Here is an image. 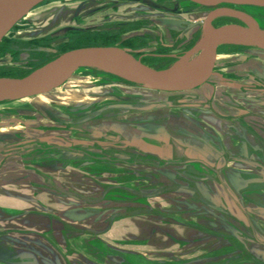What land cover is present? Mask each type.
<instances>
[{
  "label": "rangeland",
  "instance_id": "obj_1",
  "mask_svg": "<svg viewBox=\"0 0 264 264\" xmlns=\"http://www.w3.org/2000/svg\"><path fill=\"white\" fill-rule=\"evenodd\" d=\"M52 1L60 0H48L34 10L35 13H47L46 18L33 19L30 25H23L21 21L19 27L16 25L5 37L0 47V74L12 78L25 77L43 66L53 55L77 47L78 40L87 32L93 36V31L99 30L92 25L84 29V35L74 31L65 33L60 31L65 25L59 21V26L46 31V28H50L48 23L52 15L67 6L63 4L65 0L50 4ZM67 2L72 3L68 6L76 5L74 1ZM91 2L106 4L107 7L114 0ZM149 5L153 7L150 0ZM245 9L260 16L258 20L264 28V8ZM32 16L35 15L30 13L28 17ZM100 30L108 31L107 25L101 26ZM99 36L100 39L90 42L91 46L102 45L98 40L104 37L101 34ZM65 37L67 42L56 43V52L47 48L49 45L36 47L40 42L52 44L55 38L65 41ZM95 40L97 43L94 44ZM115 44L117 42L108 46ZM63 45H67V48H63ZM232 45L242 46L236 43ZM219 54L211 81L193 92L203 104H212L222 111L223 106H226L232 118L237 109L236 113H243L242 118L248 121L257 112L253 113L252 108L260 111L259 107H264V94L245 90L244 87L250 81L242 77L253 80L255 86H264V52L259 49L242 51L229 47ZM160 59L153 60L159 68L163 67ZM134 85L95 69L82 68L66 85L48 94L0 102V264L1 261H4L2 264H7L5 261L8 264H133L130 259L138 262L142 259L140 257L148 258L150 254L164 255V259H170L166 264H195L197 261L196 264H202L208 260L209 254L202 253L207 249L212 250L209 252L214 255V261L220 255L229 256L241 251L238 261L233 260V255L228 257L231 259L230 264H264L260 259L254 260L253 251L246 249L252 246L255 235L264 241V222L253 215V212L259 211L256 208L260 202L250 185L263 184L264 172H236L249 168V162L243 165L231 159L226 164L221 161L222 165H214L217 162L209 164L207 172H194L200 169L188 165L183 159L186 155H180L175 144L186 151L188 146L185 144H191L200 149L199 153L202 152L200 142L218 146L214 139L219 137V132L203 119L209 115V111L182 108L147 113L115 114L108 111L103 114L105 116L96 115L98 108L109 102L134 101L139 105V99L151 103L172 97L143 90L144 95L140 96V87ZM71 114L82 115L79 119L81 121L90 118L92 122L79 125L84 128L86 135L78 134L69 127V121L73 120ZM218 115L220 119L222 115ZM65 120L69 123H65ZM73 121L77 123V120ZM98 130L102 133H123L130 137L126 136V144H118L116 150L107 154L103 152L100 143L105 139L96 140L102 137L97 136ZM86 139L92 145L85 144ZM167 139L169 142H165ZM165 143L176 154L173 160L171 158V163L163 159L167 152H171L165 145L160 146ZM87 154L99 155L101 158L97 161L92 158L86 160ZM259 169H264L262 161ZM200 178L210 180L205 181L206 185ZM114 183L133 191H110L108 197L103 198L102 191L99 192L97 188H104L105 193ZM180 185L190 186V189L176 191L175 188ZM204 185L212 186V195H209ZM160 189L164 191L161 197L144 198L147 193ZM95 192L99 197L92 196ZM12 201L17 205H12ZM119 201L121 203H117ZM215 201L228 213L221 215L212 211L209 205L216 204ZM93 203L100 206L95 213H86L81 209L83 206L90 208ZM119 207L124 212L115 220L130 218L129 222L134 223L138 234L128 232V235L139 238L147 235L146 240L115 237L119 229L107 234V221L113 210ZM27 216L31 217L24 222L23 218ZM93 220L102 224L100 230L95 231ZM140 224L146 225L145 229ZM58 231L67 243L61 245L69 258L66 263L42 242V238L56 237ZM35 235L40 236V240ZM153 236L160 237V244L164 248L157 250L163 253L150 248L149 240ZM70 238L75 239V247L71 245ZM129 251L135 256L128 257ZM123 258L128 262L121 263Z\"/></svg>",
  "mask_w": 264,
  "mask_h": 264
},
{
  "label": "flooded vegetation",
  "instance_id": "obj_2",
  "mask_svg": "<svg viewBox=\"0 0 264 264\" xmlns=\"http://www.w3.org/2000/svg\"><path fill=\"white\" fill-rule=\"evenodd\" d=\"M67 1H74L76 2V5L68 6V4H72V3H69ZM90 1L92 0H65L64 2L63 0L52 1L50 4H57V2H61V3L63 2V4L67 6H63L61 12L57 10L54 13V15H52V20L50 23H48L50 28H46V31H49V29L53 27L59 26L58 25L60 24L59 21H62L65 27L60 31L62 32L66 31L65 33L74 31L81 33L80 35H84V33H82L85 32L84 29L90 28L92 25H94V27L99 30L93 31L92 35L96 38H101L99 36V34H101L102 37H104L103 39L98 40V42L102 43V45L100 46H108V44L117 42V44H115L114 46H118L129 50L137 59L141 60V62L157 70H163L169 68L170 66L177 63L182 57L187 55L195 48V46L198 44L203 34V22L205 21L210 11L213 9V8L199 6L188 0H150L151 3L153 4V7L149 5V0H114V3L112 5L108 4L107 7L106 4H101L98 2L90 3ZM184 1L188 2L189 4L185 3ZM41 4H39L30 11V13H33L35 16L28 17L30 14L29 13L21 20L23 22V25L25 24L30 25V21H33V19L39 20L40 17H44V16L46 18L47 13L34 12V10L38 9ZM222 6L245 12L250 16H252L254 19H256V21L259 23L258 19H260V16L256 14H252L245 9V7H254V6H236V5H222ZM255 8H259V7H255ZM43 11L46 12L45 10ZM48 21H50V19ZM90 22L92 24H89ZM230 23L244 25L238 19L227 18V17L218 18L213 21L214 27H220L223 24L225 25ZM106 25L108 27V31L102 32L100 30L101 26L104 27ZM33 32L35 31L33 30ZM89 33L91 32H87L86 35H88ZM50 35L53 36V34ZM148 38H150L151 41L146 42L145 40H147ZM116 39L117 41H114ZM64 40L65 41H62L59 38H55V42L53 41L52 44L51 42L49 44H44V43L42 44L40 42L39 45H36V47L39 46L40 48L42 46L49 45L47 48L49 49L52 48L54 49L53 51L56 52L57 51L55 49L56 43L61 44L62 42H67L66 37ZM95 43H97V41H94V44ZM85 47H89V46H85ZM137 47L139 48L141 47V48L139 49ZM229 47H233L237 50H242V51L248 49L258 50L250 46H237L232 44H224L218 48V54L221 53L222 50ZM63 48H67V45H65V47L63 45ZM65 52L67 51L65 50ZM65 52L63 51L57 56L53 55V57L47 59L46 63L56 59L58 56H60ZM157 59H160V61L163 63V67L159 68L158 66L155 65V63H153L155 62L153 60H157ZM160 61H158V63ZM113 78L118 79L119 77L118 78L113 77ZM242 79H244L247 82L250 81V83H248L247 86L244 85L245 90L251 91L252 93H256V94L264 93L263 92L264 86H255L254 82H252L253 80L245 79L243 77ZM119 81L128 83V81H122L121 79H119ZM140 90H141L139 91L141 93L140 96L144 95L142 93V90L148 91L141 87ZM151 92L155 94L156 93L166 94L163 92H155V91H151ZM166 95H171L172 97L166 98L165 100H158L156 102H162V101L170 102L171 103L170 109L172 110L190 108V109H198L200 111H209V115L203 117V119L208 123H214L210 114L213 105L207 103L203 104V102L200 100V98H198L197 94H194V92L173 93ZM137 99H139V97H137ZM139 101H140L139 105L136 104V102L134 101L109 102L107 104L100 106L98 108V111L96 112V115L105 116L103 114L108 111L114 112L115 114L116 113L122 114L124 112L127 113L132 110H137V112H141V113L149 112L146 110L148 104L146 102H142L141 99H139ZM151 103H155V102H151ZM224 103H227V101L224 100ZM115 104L130 105L131 107L130 109H115L113 108V105ZM114 113L111 115H114ZM71 115H72L71 118L73 120H77V123H75L76 121L74 122L73 120H71L69 121L70 122L69 125H71L69 127L72 128L73 131H76V133L78 134L86 135L87 133L84 132L83 130L84 128L79 125H84L92 122L90 118H86L81 121L79 119L82 118V115H77V114H71ZM69 122L65 120V123H69ZM91 128H93V126ZM111 132L102 133L99 130L96 131V133L98 134L97 136L102 135L100 139H96V140L101 141L102 138L105 139L104 142L102 141L100 143H102L103 152L107 154H109L113 150H116V146L118 144L127 143L126 135H124L123 133L119 134L116 132H112V133ZM86 141L87 142L85 144H88L89 146L92 145L91 141L87 139ZM81 143L83 144V142ZM93 145H95V143H93ZM90 158H92L91 160L97 161L101 157L95 154H87L86 160H89Z\"/></svg>",
  "mask_w": 264,
  "mask_h": 264
},
{
  "label": "water",
  "instance_id": "obj_3",
  "mask_svg": "<svg viewBox=\"0 0 264 264\" xmlns=\"http://www.w3.org/2000/svg\"><path fill=\"white\" fill-rule=\"evenodd\" d=\"M44 1L46 0H0V44L11 32V30L25 16H27L32 9ZM188 1L199 6L213 8L203 22V34L200 41L195 48L188 53L190 54L192 52L199 51L198 47L201 45L204 39V33L206 32L208 35V41L202 50L204 59L194 69L186 71L176 70L174 69L175 63L167 69L157 70L141 62V60L137 59L129 50L125 48L118 46L82 47L61 54L56 59L35 69L25 77H0V102L19 101L25 98L48 94L51 91L66 85L74 74L82 68L95 69L99 72L119 77L148 91L163 92L166 94L190 93L203 87L213 78L218 61V48L221 45L234 44L231 40L235 38H244L250 42L248 44L238 45L250 46L264 52V29L261 28L256 19L245 12L222 6L236 5L264 8V0ZM222 17L238 19L244 25L230 23L220 27H214L213 21ZM110 64L121 67L132 74L135 78L129 79L123 74L109 70L107 67ZM147 104L148 107H146V110L149 112L169 110L171 108L170 102H155ZM130 107V105L124 104L113 105V108L115 109H130ZM130 112H137V110H132ZM214 142L219 144L216 146V151L220 152V150H222L224 152L223 162L225 164L229 159L233 161L236 159L234 153H226L220 137H216ZM260 152L263 153L261 150ZM226 154L227 156H225ZM262 162H264V160H262ZM187 164L193 165V161H188ZM201 164L204 166L203 168H205L204 171L202 170L203 172L209 171L208 166L203 163ZM207 180H210V178H205V181ZM124 187L123 185L116 184L111 189L114 190L119 188L123 190H133L131 188ZM184 188H187L188 190L190 189V186H184L183 189ZM163 194L164 191L160 189L155 192L147 193L144 198L150 199L156 196L161 197ZM209 207L221 215L227 214V211L221 205L216 206L213 204L209 205ZM117 209L121 210L122 207ZM117 216H119L118 212H113V214L110 215L105 231L110 229L113 222L116 221L115 218ZM0 243L2 244V241H0ZM126 262L127 261L124 258L121 260V263ZM157 264L166 263L158 262Z\"/></svg>",
  "mask_w": 264,
  "mask_h": 264
},
{
  "label": "crops",
  "instance_id": "obj_4",
  "mask_svg": "<svg viewBox=\"0 0 264 264\" xmlns=\"http://www.w3.org/2000/svg\"><path fill=\"white\" fill-rule=\"evenodd\" d=\"M223 107H224V110L222 111V110H220V108L216 109L215 106H213V108L211 109V118H214L216 121L213 120L214 123H209V125H210V127L212 129H214L217 132H219L218 135H219V137L222 140V144L225 147L226 153H229V154L230 153H234L235 154V158H236L235 161L242 162L243 165H247V163L249 162L248 163L250 165V166H248L249 168H244L242 170H236V172H254V173L255 172H264V169L261 170V171L259 169V163L262 160H264V116H260L259 114H263L264 115V107H259V108H261L260 111L252 108L253 109V113H255V111H257V112L255 113V115L253 114L254 116L252 115V118L248 119V121H245L242 118V116H244L243 113H241V115H238L239 113H236V112H238L237 109H236L235 112H233V117L234 118H232L231 117L232 113L229 114L227 112L228 107H226V106H223ZM231 109H233V108H231ZM219 113L222 115V116H220V119H218V116H219L218 114ZM238 118H240V119H238ZM126 136H127V138L130 137L129 135H126ZM165 142H169L168 139ZM201 144L202 145L200 147H202V152H200V153L198 152V150H200V149H197L198 147L195 148V146H193L191 144H185V145L188 146L187 151L189 150V152H191V151L195 152V150H196V152L199 153V154H197V153L196 154L195 153L190 154L189 152L184 150L178 144H175V146H176L177 152L180 153V155L181 154L184 155V156L186 155V157L183 158V159L186 160V162L193 161V165H194L195 169H200L199 171L198 170L197 171L194 170V172H201L202 170L204 171L205 168H203L204 166L201 163H203L205 165H208V166L214 164L215 162H217V164H214V165H218V164L222 165L223 164L222 162L224 161V157H223L224 152L222 150H220V152L216 151V147L212 143H201ZM216 144H217V142H216ZM163 145H165V148H167V149L169 148V150L171 151V152H167V156H165V158H163V159L166 160L168 163H171V158L173 160L176 157V154H174L172 152L171 147H169L170 145L168 146V144L165 143V144H162L160 146L164 147ZM217 145H219V144H217ZM260 150L263 151V153H261ZM184 152H186V154H184ZM262 163H263V166H264V162H262ZM255 166H257V167L254 168ZM252 176H255V175H251V177ZM256 179L258 180V178H256ZM199 180L201 182H203V184L207 185V182H205V178L204 179L200 178ZM114 185H116V184L114 183ZM250 185H252L251 191L253 192V194L256 196V198L260 202L259 206L257 205L258 208H256L259 211L258 212H253V215L255 217H257L258 220H262L264 222V183L263 184H258V183H254L253 184L252 183ZM184 186L185 185H180V186H177L178 188H175V189H176V191L186 190L187 188L183 189ZM209 186L210 187H206L204 185V188H205V190L208 189L209 195H212V186L211 185H209ZM123 187H124V185H123ZM111 188H109V190H106L105 193L103 192L104 188L103 189H99V187H98L97 190L99 192L102 191L101 195H103L102 196L103 198L108 197L110 191H116V192L117 191L118 192L126 191V190H123V189H119V190H115L114 189L113 190ZM127 191L132 192L133 190L127 189ZM261 193H263V194H261ZM92 196L99 197V194H97L95 192V193H92ZM175 202L176 201L174 200V203ZM117 203H121V201H119ZM215 203L216 204H214V203L213 204L216 205V206L220 205L216 201H215ZM11 204L12 205H17L14 201H12ZM213 204H211V205H213ZM242 205H244V203ZM98 207H100L99 204L94 205V203H93L92 207L88 208V207H84L83 206L81 209L84 210L86 213H88V212L95 213V211H97V209H99ZM210 209L213 211L212 208H210ZM100 210H102V209H100ZM113 212L114 213L118 212L119 215H121V213L124 212V210L115 209V210H113ZM112 214L113 213H111V215ZM92 215H94V214H92ZM30 217L31 216L24 217L23 218L24 222H27V219H30ZM121 217H123V216H121ZM261 218H263V219H261ZM253 220L254 219H252V221ZM74 221H76V220H74ZM105 221H104V223H105ZM129 221H130V218H128V217H125V218L120 219V220H116L115 222H113V224L110 227V229L108 230L107 234L109 235L111 233H114V231L116 229H119L118 233L115 232V234H114L115 237H119L120 239H132V240L133 239L134 240L135 239L136 240L144 239V240H146L148 238L147 235L144 236V237L141 235L140 238L136 237V236L133 237V236L128 235L129 234L128 232H130L131 234H134V235L138 234L137 230H136L137 227L135 228V226L133 225L134 223L132 224ZM254 221H256V220H254ZM79 222H83V221L79 220ZM211 224L213 226H215V227L217 226L216 223H211ZM92 225H93V228L95 229V231H97V230H100L99 226H101L102 224H97L93 220V224ZM116 225H118V227ZM144 227H146V225H141V228H144ZM147 228H148V226H147ZM55 234H56V237H52V238L51 237H45V238H42L43 239L42 242L45 245L49 246L51 249H53L54 252L58 256H60V259L64 260V263H66V260L69 259V258L67 257V254L61 249V245L65 244L66 241H65L64 237L62 236V234L59 231L56 232ZM125 234H127V235H125ZM123 236H125L127 238H124ZM178 236H179L178 238L181 237V235H179V234H178ZM36 237H38L37 240H40V238H39L40 236H36L35 235V238ZM226 237L227 236H223V238H226ZM69 240L71 242V245L75 247L76 246L75 245V239L70 238ZM252 241H253L252 242V246L250 248H248L246 246V244H244V243L243 244L247 247L246 249H248L250 251H253L254 255H252V256L254 257V260L260 259L261 261L264 262V241L260 238L259 235L258 236L255 235L254 240H252ZM149 243L151 244V247H150L151 249L157 250L158 248H162V249L164 248L163 245L160 244L161 243L160 237L153 236L151 238V241L149 240ZM65 245H67V243ZM157 251H160V250H157ZM209 251H212V250H208L207 249L206 251L205 250L202 251V253L206 252V254H209L207 262H204L202 264H213L214 262H220V261L224 262V264H230L229 262L231 261V259H230L231 255L235 256L234 259H233L235 261H238L240 256H241L240 255L241 251H237L235 253H232L229 256H228V254H223L222 256L220 255L218 258L216 257L217 260L214 261V259L212 258L214 255L212 254V252H209ZM129 252H130V254L128 255V257H131V256L134 255L133 252H131V251H129ZM160 252H162V251H160ZM136 256H137V254H136ZM163 256L164 255H158V254H154L153 255V254H150L148 258L140 257L142 259L138 260V262H135V261H133L131 259L129 261L131 263H133V264H144V263H149L150 264L151 262L153 264H157L158 262L167 263L170 259H168V258L164 259ZM228 257H230V258H228ZM2 262H4V261H1V264H2ZM5 263H7V262L5 261ZM195 264H196V262H195Z\"/></svg>",
  "mask_w": 264,
  "mask_h": 264
},
{
  "label": "bare ground",
  "instance_id": "obj_5",
  "mask_svg": "<svg viewBox=\"0 0 264 264\" xmlns=\"http://www.w3.org/2000/svg\"><path fill=\"white\" fill-rule=\"evenodd\" d=\"M207 41H208V35L205 32L204 33V39H203L201 45L198 47L199 51L192 52V53L187 54L184 57H182L175 64L174 69L180 70V71H186V70H191V69H194L195 67H197L202 62V60L204 59V55L202 54V50L205 47ZM231 42L236 43V44H248L250 41H248L244 38H235V39L231 40ZM107 68L109 70L123 74L124 76H126L129 79L135 78L132 74H130L129 72H127L126 70L122 69L121 67H119L117 65H113V64L111 65L110 64V65H108Z\"/></svg>",
  "mask_w": 264,
  "mask_h": 264
},
{
  "label": "trees",
  "instance_id": "obj_6",
  "mask_svg": "<svg viewBox=\"0 0 264 264\" xmlns=\"http://www.w3.org/2000/svg\"><path fill=\"white\" fill-rule=\"evenodd\" d=\"M94 39H100V38H96L94 36H91V35H85L83 38H80L78 41V45L77 47H71L70 49H66V51L68 50H72V49H76V48H80V47H83V46H91L90 45V42L93 41ZM5 41V38L3 39V41L1 42V44H3V42ZM96 41V40H95ZM1 44H0V47H1ZM41 67V66H40ZM103 73V72H102ZM30 74V73H29ZM103 74H106V73H103ZM106 75H110V74H106ZM26 76V75H25ZM110 76H113V75H110ZM0 77H5L3 74H0ZM7 77H12V76H7ZM24 77V76H23ZM113 77H116V76H113ZM22 78V77H21ZM118 78V77H116ZM118 79H121V78H118ZM122 81H125L123 79H121ZM130 83V82H128Z\"/></svg>",
  "mask_w": 264,
  "mask_h": 264
}]
</instances>
